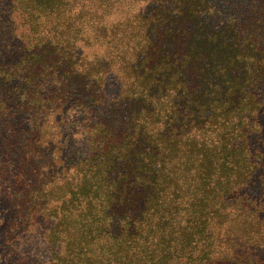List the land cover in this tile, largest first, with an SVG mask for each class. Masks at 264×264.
<instances>
[{
	"label": "trees",
	"instance_id": "16d2710c",
	"mask_svg": "<svg viewBox=\"0 0 264 264\" xmlns=\"http://www.w3.org/2000/svg\"><path fill=\"white\" fill-rule=\"evenodd\" d=\"M126 1L131 8L132 0ZM170 1L160 0V10L111 19L110 0L90 14L79 10L81 0H73L70 10L78 13L63 16L58 30L31 10L41 7L45 14V0H32L28 19L39 40L23 50L31 108L40 102L39 80L56 62L73 63L83 35L104 49L93 57L92 70L101 74L89 86L93 99L112 64L122 80L110 122L91 130L93 151L68 168L63 147L46 138L53 137L47 123L28 115L25 128L24 122L13 126L20 127L8 145L32 151H10L9 172L28 173L34 192L59 202L19 210L17 223L34 230L38 215L56 220L46 234L51 264H172L178 252L199 245L208 264L260 259L254 254L244 261L249 245L254 252L264 244V233L242 191L263 159L257 162L249 131L256 129L262 107L257 91L264 83V0H250L239 24L228 30L216 17L189 28L193 1ZM76 20L81 29L73 27ZM26 140L31 143L24 145ZM38 181H45L42 188ZM242 206L250 214L241 213Z\"/></svg>",
	"mask_w": 264,
	"mask_h": 264
},
{
	"label": "rangeland",
	"instance_id": "374dc122",
	"mask_svg": "<svg viewBox=\"0 0 264 264\" xmlns=\"http://www.w3.org/2000/svg\"><path fill=\"white\" fill-rule=\"evenodd\" d=\"M102 0H81L79 10L90 14L98 5L101 7ZM107 2L109 0H106ZM193 1L191 7L193 13L190 15L189 28H200L209 25L215 17L220 19L219 26L228 30L239 24L240 15L244 13L245 5L250 0H185ZM46 13H40L41 7L32 8L36 13L46 18L48 27L62 29L63 16L71 18L77 15L78 10H70L73 0H45ZM114 4L111 19L123 18L131 14L141 13L143 10H160V0H132L130 8L126 0H110ZM170 2H174L171 0ZM84 3V6L82 5ZM32 0H0V264H51V247L46 238L47 229L54 226L53 217L45 219L38 215L39 223L34 230H24L23 226L17 227V223L23 213L37 208L48 206L53 208L58 205V200L48 199L46 192L37 193L32 190L31 177L28 173L22 176L10 173L13 161L12 154L27 156L31 153L28 146L24 148L17 144L9 146L10 138L18 133V122H24L28 115L38 117L39 122L47 123V133H52L48 139H54L63 147V166L70 167L80 158H87L93 151L91 143V130L104 121L110 122L109 110L121 90L120 73L117 72L118 65H111L109 73L104 75L101 88L95 90L98 96L93 99L90 95V85L92 79H101V74L95 69L93 57L95 54L103 53L100 46L91 44L92 41L86 35L78 39L75 44L74 59L72 64L56 62V66L50 71H46L44 79L39 80L36 88L39 93L40 102L37 108L29 106L32 96L29 93L26 76L29 69L24 66L27 56L24 49L28 50L37 43L39 38L33 36L28 19L31 15ZM30 6V7H29ZM102 8V7H101ZM45 10V9H44ZM56 10V13H50ZM67 13L64 14V11ZM109 10V9H108ZM129 10V11H128ZM70 11V12H68ZM76 13V14H75ZM75 14V15H74ZM81 22L76 20L73 27L81 29ZM68 24L70 21L68 20ZM81 36V34H80ZM85 38V39H83ZM26 45L22 47V45ZM27 52V51H26ZM4 56V59H2ZM18 61H21L18 63ZM17 63V64H16ZM14 65V66H13ZM66 65L69 67L66 69ZM198 69V68H197ZM17 71L20 76L15 74ZM44 76V75H41ZM33 88V87H32ZM88 89V90H87ZM32 92L36 91L32 89ZM262 102V107L256 112V129L249 131V139L257 153L256 160L259 163L261 156L263 159L257 172L250 179L242 191L243 197L250 200L249 207L255 210V215H259V226L261 233H264V83L257 91ZM91 96V98H90ZM25 110L26 116L22 111ZM23 113L24 117L18 119V114ZM12 117V119H11ZM118 122V120H113ZM12 123V124H11ZM14 128L12 132L10 129ZM24 128L19 133L24 132ZM24 145L28 142L23 141ZM31 142H28L30 144ZM22 145V146H24ZM18 156L16 157L17 160ZM19 176V177H18ZM22 177V178H20ZM60 178V177H59ZM45 181H38L42 188ZM242 205V204H241ZM250 209H241L244 215L250 214ZM258 211V213H256ZM53 212V211H52ZM255 230L250 233L255 234ZM249 245L247 259L258 254L259 261L253 264H264V244L256 246ZM202 247L199 245L196 250L181 254L173 259L172 264H208L201 253ZM241 252L238 253L237 258ZM225 256V254H223ZM252 255V256H251ZM222 256V255H221ZM222 258V257H221ZM227 258V257H226ZM216 264H236L234 259H220Z\"/></svg>",
	"mask_w": 264,
	"mask_h": 264
}]
</instances>
